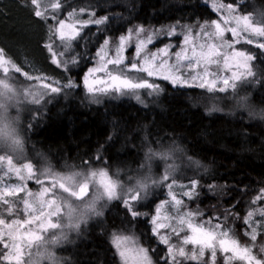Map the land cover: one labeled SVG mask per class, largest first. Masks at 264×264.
Masks as SVG:
<instances>
[{"label":"trees","instance_id":"trees-1","mask_svg":"<svg viewBox=\"0 0 264 264\" xmlns=\"http://www.w3.org/2000/svg\"><path fill=\"white\" fill-rule=\"evenodd\" d=\"M208 1L60 0L61 17L86 11L93 15V21L104 19L85 29L72 44L71 53L63 56L61 41L54 46L57 23L50 21L49 15L36 16L38 8L31 0H0V44L18 47L13 59L49 77L59 87L45 101L49 106L44 112L34 121L25 122V132L30 140L52 152L61 172L103 168L124 180L135 178L146 172V153L152 145L179 141L191 157L211 167L197 164L171 174V180L196 182L199 188L195 205L204 216L214 221L225 218V224L240 233L248 213L264 207V122L249 119L244 109L257 111L249 101L235 103L232 99L241 98L240 94L251 95L256 104L264 105V51L250 45L238 46L252 56L250 85L234 87L226 93L161 82L162 93L144 105L130 100L95 104L83 86V77L105 40L116 41L136 27L165 28L216 21L218 15ZM227 1L236 5L240 13H264V0ZM252 3L256 6L251 8ZM29 162L35 179H41L43 175ZM132 212L118 200L102 218L82 227L81 235L60 249L68 264H121L113 239L131 232L139 233L157 261L161 255L166 256L165 247L159 246L151 234L148 218Z\"/></svg>","mask_w":264,"mask_h":264},{"label":"rangeland","instance_id":"rangeland-1","mask_svg":"<svg viewBox=\"0 0 264 264\" xmlns=\"http://www.w3.org/2000/svg\"><path fill=\"white\" fill-rule=\"evenodd\" d=\"M39 7L35 5L39 11H42L46 15H49L50 21H55L58 27V23L60 19H63L65 23H72L75 25L76 30L78 31V35L74 37V39L67 42V46H65L64 42H61L63 45L61 48L62 55L67 56L72 51V44L81 36V34L91 26L93 21V15L86 11L74 13L75 15L69 19V14L65 17H61L62 13L60 12L61 8L53 9L51 7L54 3H59L60 0H38ZM223 4L225 6L231 5L227 0H209L208 6L211 8L213 12L218 15V19L216 21H212L210 23L205 24H188V25H171L166 26L165 28H142L136 27L129 29L122 36H129L131 33L130 39L125 45V49L122 53L124 62L123 64L116 66L109 64L108 69L113 74H120L121 71L123 75L132 80L133 82H142L147 81L153 85L158 86L157 88H139V89H121L116 90L110 87L111 81L106 72H96L89 75L90 69L94 67H99L102 63L100 58L95 55L94 64L86 71L85 76L83 77V86L86 94L95 104H101L104 101H119V100H130L137 103H141V105L146 104L149 101H152L154 97L159 96L163 89L161 86V82H166L171 84L174 87L179 88H199L208 91L207 87H199V79L193 81L191 77L196 75V73H203L204 66H198L193 72L190 69H185L181 67L179 69L178 75H180L181 80L188 81V83H181L177 81V83H172L170 80H164L157 76L149 77L147 73L138 72L136 70L131 69V65L135 63L137 67H139L145 55H150L151 53H159V50L162 48H168L169 55L164 56L162 53H159V57L156 60V64L158 65L161 60H167L168 63L174 64L176 63L175 54L177 52H181L184 50L188 55H191L193 49L197 52L201 51L200 46L204 45V50H207V45L214 44L217 46V50L220 55L214 56L212 59L216 60L217 63L208 64V72L209 76L208 80H216V86L211 91H218L222 93H226L228 90L233 89L234 87H245L249 86V75L246 74V70L241 67L237 68L235 62L228 69L224 68V57L225 53L231 54L233 51H243L247 55H249L244 49L239 48V45H247V46H255L260 43H264V35H257L255 32L251 30H244L243 26L237 29L239 35L233 36L232 32L228 29L237 27L235 22L232 20H228L225 23V18L229 16V13L225 8H220L219 10L213 8V4ZM235 11L232 13L233 16H247L250 18V22L253 28H264V22H262V18L258 14H247L240 13L236 5H231ZM256 5L252 3L250 7H255ZM88 21H93L89 23H84ZM214 23H219L224 30L222 37H217L215 35L208 36L206 33H211L215 31ZM143 29L144 31L139 32L137 36V30ZM49 30V29H48ZM170 31L172 34H169ZM57 45L60 40L58 34L55 32ZM185 35H190L189 42H185ZM121 36V37H122ZM148 36H152L153 42L147 44L146 47L140 52V55L136 54V44L139 40H146ZM251 41L249 43L248 41ZM108 45L106 47V56L105 60L113 59L116 56V48L119 45L120 37L116 39V41L107 40ZM224 42H227L231 45V47L225 48ZM4 44H0V55L3 57V61L5 63L0 64V87H12L14 88L17 84H24L25 87L23 89V103L22 109L27 114L25 117V122L31 119L34 121L36 118L40 116L44 112V109L47 108L48 102L47 99L52 97L57 92H52L51 88L59 87L55 84L56 82L42 75L41 73H37L35 70L29 69L27 65L24 63L13 59V54L16 52L17 48H15L11 43L3 42ZM104 47V44L102 45ZM101 47V48H102ZM99 48V50L101 49ZM260 48V47H258ZM264 51V48H260ZM98 50V51H99ZM16 54V53H15ZM181 63H187L186 61H181ZM248 67L251 69L250 61H248ZM7 68V71L4 69ZM19 71H16V69ZM237 71L240 73V78L237 80H233L232 72ZM85 77H88V85L92 87L93 91L89 92L88 87L85 85ZM228 78L229 84L225 86L223 84V79ZM96 81H103V83H96ZM55 82V83H54ZM49 85L48 88H44L43 85ZM234 85V87H233ZM224 87V91H219V88ZM105 89V90H101ZM236 95H239L236 93ZM242 95L241 98L232 99L235 103H244L247 104L248 101L246 99V95ZM139 97V98H137ZM34 99H38L39 103H35ZM244 108V107H243ZM242 109L239 108L238 110ZM31 164L29 160H25L23 162H18L13 160V165L16 168L20 169V172L17 173L15 171H9L6 161L0 164V219H4L6 224H11L13 220H20L21 222L28 219L32 213L27 212L24 206V200H29V202H33L36 195L43 190V188L48 187L51 188L52 191L49 193L45 199L50 198L53 195L58 196L61 193L68 194L72 199L79 200L77 197H73L69 194V192H63L58 186L52 188L51 177L42 176L41 179H35L34 170L32 167V172L29 173L26 169H24V164ZM32 165V164H31ZM91 170V168H88ZM100 171H104L107 174V177L110 181H112V175L108 173L107 170L103 168L99 169ZM146 172L144 174H138L135 178L129 179H121L118 176L114 175L117 180L121 181L125 186L128 187L127 194H121L116 192V196L110 199V203L106 205V211L109 209L110 205L118 200H121L124 204L127 201V205L130 209L137 213L139 216H143L148 218L149 224L151 226V234L156 237L159 246L165 247L166 256L161 255L160 260L157 261L156 257L153 255L151 249L144 245L142 239L140 238L139 233L131 232L128 234H122L117 237L120 238H128L126 241H123L121 244V248L118 249L116 244L115 246L118 258L121 264H141V261L138 256L139 249H145L147 255L151 261V264H183V263H204L207 262L209 264H213L211 251L209 249H205L204 255L199 257L198 246H194L192 244H183V240L186 236L191 235L190 230L187 227V224H181L180 219L183 217L185 220H191V222L197 225H203L205 229H213L216 224L220 225V229L217 231L227 230L229 232V236L235 239L238 242V245L241 248L247 247L251 250V255L256 258V260L264 261V216L260 215V210L253 211L252 217L248 220V223L245 221L248 217L241 222L240 225V233L237 232L234 226H229L225 224V218L217 219L214 221L213 219L207 218L204 216V213L195 205V199L198 195V184L196 182L190 183H179L171 180V174H169L166 170L158 171L159 174L158 182H156L155 186L150 190L143 191L137 190L138 183L141 178H144L151 174L152 172V163L148 162L146 167ZM99 171V172H100ZM144 172V171H143ZM65 180L67 182H72L74 180L77 171H73L72 173H65ZM95 183L102 187L99 183L98 176L93 177ZM48 182L50 185L45 186L44 184ZM155 182V181H154ZM30 183H33L30 185ZM65 186L66 183L62 182ZM193 183L195 187L193 188ZM87 184V183H85ZM84 184H81V186ZM87 190L92 191L89 184H87ZM9 186L21 187L22 190L18 192H14L8 195H4L3 192ZM80 186V187H81ZM67 187V186H66ZM70 191H72L69 187H67ZM103 188V187H102ZM80 189V188H79ZM77 191L74 192H78ZM31 193V195H29ZM185 193H191V195H185ZM90 195V194H89ZM136 196V199H132L133 196ZM175 197V199H173ZM87 198V197H86ZM85 198V199H86ZM84 200V199H83ZM154 200V202H152ZM179 200L181 203L176 204L175 201ZM7 201V203H5ZM148 205H150V209ZM34 207L39 209L38 203H34ZM9 209H11L9 211ZM64 209H61V213L58 216L52 217V221L58 224L59 217L63 215ZM191 214L189 217L188 214ZM105 215V213H104ZM103 215V216H104ZM102 218V217H100ZM99 218H96L93 221H97ZM155 221V223H154ZM92 222V221H91ZM40 221H36L33 224L25 225L20 229L22 234V239L18 240L17 243L21 244V261L20 264H25L26 259L39 241L33 240L31 244L28 243V237L26 233L31 230L34 234L41 236V240L44 239L50 233L55 232L57 228L46 229L41 231L39 229ZM160 225H164V227H160ZM16 227V226H14ZM2 228V226H0ZM175 229V231L173 230ZM138 231V230H137ZM126 232V231H124ZM255 232L256 239L253 240L251 238V234ZM242 235V236H241ZM161 237H166L168 239V243L165 244L161 241ZM7 236L4 237V241L7 242ZM40 240V241H41ZM173 247V254H175V259H173V255L169 254V247ZM180 247H183L186 253V256H179L176 254V250ZM120 250L126 251L127 261L121 258ZM196 251L198 259H190L188 257L191 256L193 251ZM10 249L5 248L3 243H0V264H16L15 260L6 261L3 259V254H7ZM229 257H232L229 259ZM248 264V261L240 259L238 256H234L233 253H225L221 251L217 247L215 264Z\"/></svg>","mask_w":264,"mask_h":264},{"label":"snow or ice","instance_id":"snow-or-ice-1","mask_svg":"<svg viewBox=\"0 0 264 264\" xmlns=\"http://www.w3.org/2000/svg\"><path fill=\"white\" fill-rule=\"evenodd\" d=\"M32 4L37 5L39 7L38 0H31ZM59 3H54L51 5L53 9L60 8ZM213 8L219 10L220 8H225L226 11L229 13V16L225 18V23L228 22V20H232L235 22L237 27L228 29L232 32L233 36H238L239 33L237 31L238 28L243 26L244 30H251L255 32L257 35H264V28H253L250 22V18L247 16L241 17V16H233L232 13L235 11V9L231 5H223V4H213ZM36 16H43L44 13L42 11H35ZM74 13L69 14V19L74 16ZM262 18V22H264V13L259 14ZM93 21H88L84 23H89ZM104 22V19H97L94 21L96 24H101ZM215 31L211 33H206L208 36L215 35L217 37H222L224 30L219 23H214ZM144 31L143 29L137 30L136 35H139V32ZM55 32L58 34L59 40L61 42H64L65 46H67V42L74 39L76 35H78V31L75 28V25L72 23H65L63 19L59 20L58 27L55 29ZM169 34H172L170 31ZM131 33L129 36H122L120 37L119 45L116 48V56L113 59H107L105 60L106 56V47L108 45V41H104V47H102L96 55L100 58V61L102 62L99 67H94L90 69L89 75L96 73V72H106L109 80L111 81L110 87L121 90V89H139V88H157L158 86L153 85L151 83H148L147 81L142 82H133L129 78L123 75V72L121 71L120 74H113L109 69L108 65H116L119 66L123 64L124 58H123V51L125 49V45L127 44L128 40L130 39ZM190 39V35H185V42L188 43ZM153 42L152 36H148L146 40H139L136 44V54L137 56L140 55V52L146 47L147 44H150ZM251 43V41H248ZM225 48L231 47L230 44L227 42H224L223 45ZM260 48H264V43H260L257 45ZM49 51H52L51 45H48ZM201 51L197 52L195 49H193L191 55H188L184 50L181 52H177L175 54L176 57V63L169 64L167 60H161L160 63L157 65L155 62L159 57V53H162L164 56H168V48H162L159 50V53H151L150 55H145L143 58L142 64L137 67L135 63L131 65V69L136 70L138 72H144L147 73L149 77L157 76L159 78H162L164 80H170L172 83H177V81H180L181 83H188V81L181 80L180 75H178L179 69L181 67L185 69H190L193 72H195V69L198 66H204L203 73H196V75H193L191 79L193 81L199 79V87H207L209 91L213 90L216 86V80H208L207 77L209 76L208 64H214L217 63L216 60L212 59L214 56L220 55L219 51L217 50V46L214 44L207 45V50L205 51L204 45L200 46ZM55 53L53 52V62H57L55 59ZM252 60L251 55H247L243 51H233L231 54L225 53L224 57V68L228 69L232 66V64L235 62L236 67L239 69L243 67L246 70V74L251 76L252 71L248 67V61ZM181 61H186L187 63H181ZM5 63L3 61L2 55H0V64ZM67 63V62H65ZM75 63V61H73ZM7 71V68L4 69ZM16 71H19L17 68ZM240 73L237 71L232 72V79L237 80L240 78ZM85 85L88 87V91L92 92L93 89L91 86L88 85V77H85ZM0 83H3V81H0ZM96 83H103V81H96ZM223 84L227 86L229 84V79L224 78ZM7 85H5L6 87ZM69 87L72 85L69 84ZM44 88H48L49 85L45 84L43 85ZM234 87V85H233ZM102 91L105 89H101ZM225 88L221 87L219 88V91H224ZM52 92L59 91L58 88L52 87ZM139 98V97H137ZM35 103H39L38 99H34ZM7 163L8 170L9 171H15L17 173L20 172L19 168H16L13 165V159L11 157H4L0 156V164L3 162ZM24 169H26L29 173L32 172V165L31 164H24ZM94 176H98L99 183L104 189L105 195L108 196L109 199L114 198L116 196V186L115 184L110 181L107 177L106 172L100 171L98 174L94 173ZM52 181V188L59 187L62 189L63 192H69L70 195L73 197L79 198V196L84 193L87 190L88 185L84 184L80 187L78 192L70 191L62 182L57 181L55 178H51ZM195 187V184L193 183V188ZM21 187L16 186H9L6 188L3 192L4 195H8L14 192L21 191ZM52 191L51 188L45 187L42 191H40L36 197L34 198L33 202H29V200H24V206L25 210L27 212L32 213V215L24 220H13L11 224H6L4 219H0V243H3V246L5 248L10 249V251L7 254H3V259L6 261H12L15 260L16 264H20L21 261V244L17 243L18 240L22 239V234L20 232V229L23 228L25 225L33 224L36 221H40L39 229L41 231L52 228L55 229L59 227V224L52 221V217L58 216L61 213V209L65 205H61V203L58 200V196L53 195L48 199H45L46 196L49 195V193ZM31 195V193H29ZM185 195H191V193H185ZM262 197L258 196L257 199H261ZM132 199H136V196L134 195ZM175 199V197H173ZM7 203V201H5ZM34 203H38L39 209L34 207ZM127 204V201L125 202ZM175 203L178 205L181 202L179 200H176ZM11 209H9L10 211ZM131 211V209H130ZM132 215H137L136 212H132ZM253 213H248V219L245 221V223H248V220L251 219ZM260 215L264 216V209L260 210ZM188 216L190 217L191 214L189 213ZM155 223V221H154ZM181 224H187L188 229L191 232V235H188L184 238L183 244H192L194 246H198V253L199 257H202L204 255L205 249H209L211 251V257L213 264H215V257H216V251L217 247L225 252V253H233L234 256H238L242 260L248 261V264H264V261L256 260L254 256L251 255V250L247 247L241 248L238 245V242L233 239L231 236H229V232L227 230L224 231H217V229H220V225L216 224L213 229H205L203 225H197L191 220H185L183 217L180 219ZM16 226V227H14ZM160 227H164V225H160ZM175 231V229H173ZM28 237V243L31 244L33 240L40 241L41 236L34 234L33 231L29 230L26 233ZM7 236L8 240L7 242L4 241V237ZM251 238L253 240L256 239L255 232L251 234ZM128 238H120L117 237L114 240V243L116 244L117 248H121V244L123 241H126ZM161 241L165 244L168 243V239L166 237H161ZM173 247H169V254L173 255V259H175V254H173ZM264 251V249H262ZM2 254V253H0ZM176 254L179 256H186L185 250L183 247H180L176 250ZM120 256L122 259L127 261L126 251L120 250ZM138 256L141 261V264H151V261L147 255V252L145 249H139L138 250ZM190 259H198L197 253L194 250L191 254ZM232 257H229L231 259Z\"/></svg>","mask_w":264,"mask_h":264},{"label":"clouds","instance_id":"clouds-1","mask_svg":"<svg viewBox=\"0 0 264 264\" xmlns=\"http://www.w3.org/2000/svg\"><path fill=\"white\" fill-rule=\"evenodd\" d=\"M24 87V84H17L14 88L0 87V156L11 157L18 162L31 160L41 175L66 183L72 191H77L81 184L85 183L92 189L84 200H74L66 193L58 195L61 205H67L63 207V215L59 217V227L33 247L25 264H68V258L60 249L73 243V238L81 235L82 227H86L96 218L103 217L110 199L105 195L104 189L92 179L95 177L94 173H99V169L89 170L87 167L77 169L74 180L69 183L64 178L66 174L61 172L53 159L52 152L27 137L25 132L27 114L22 109ZM246 99L257 110L256 113H252L247 108L244 109L249 119L264 122V105L256 104L251 95L246 96ZM146 155L148 161L152 163V172L140 179L138 191H147L155 186L160 174L158 169L166 170L169 174H179L197 164L202 168L211 167L198 158L191 157L186 146L179 141L152 145ZM62 165L63 161L61 167ZM111 175L116 192L127 194L128 187Z\"/></svg>","mask_w":264,"mask_h":264},{"label":"water","instance_id":"water-1","mask_svg":"<svg viewBox=\"0 0 264 264\" xmlns=\"http://www.w3.org/2000/svg\"><path fill=\"white\" fill-rule=\"evenodd\" d=\"M90 194V191L89 190H86L84 193H82L80 196H79V200H83L85 199L86 197H88Z\"/></svg>","mask_w":264,"mask_h":264}]
</instances>
